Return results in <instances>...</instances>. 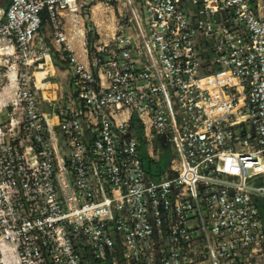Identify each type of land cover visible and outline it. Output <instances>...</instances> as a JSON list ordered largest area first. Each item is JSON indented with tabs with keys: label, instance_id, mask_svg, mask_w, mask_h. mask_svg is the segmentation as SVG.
<instances>
[{
	"label": "built area",
	"instance_id": "obj_1",
	"mask_svg": "<svg viewBox=\"0 0 264 264\" xmlns=\"http://www.w3.org/2000/svg\"><path fill=\"white\" fill-rule=\"evenodd\" d=\"M114 1L83 61L65 18ZM0 77V264H264V0H7Z\"/></svg>",
	"mask_w": 264,
	"mask_h": 264
},
{
	"label": "rangeland",
	"instance_id": "obj_2",
	"mask_svg": "<svg viewBox=\"0 0 264 264\" xmlns=\"http://www.w3.org/2000/svg\"><path fill=\"white\" fill-rule=\"evenodd\" d=\"M100 7V6H99ZM107 8V9H106ZM119 9L122 10L123 15L120 16ZM97 11V12H96ZM74 21L71 20L70 16H67L65 21V27L67 28L68 37L72 39V43L75 46L77 52H79L80 43L78 40H86L88 43H92L95 40L106 39L110 37L113 27L121 23V19L126 17V11L120 1L110 2L107 6L100 7V10L87 11V12H74ZM46 26V25H45ZM45 32V29H43ZM46 61L42 64V68L35 72L36 81L39 86L43 89V95L45 100L52 101L53 103H65L68 92V81L64 76L62 78V85L57 86L58 77L53 72V66L51 63ZM49 64V65H48ZM55 66L59 69H63L59 59H55ZM7 83L5 78L0 77V92L2 87ZM11 90H7L4 100L0 102V126L9 124V118L16 117L19 113L14 112L12 106L6 107L12 103ZM42 110L47 111L49 107L46 103L40 104ZM58 105V104H57ZM9 113V115H7ZM153 145L157 146L164 152L158 164L154 165V168L159 172L167 170L170 163L171 152L164 138L161 135H156L153 140ZM145 159V156H144ZM146 167L148 164L145 163ZM9 264H15L14 261H10Z\"/></svg>",
	"mask_w": 264,
	"mask_h": 264
},
{
	"label": "crops",
	"instance_id": "obj_3",
	"mask_svg": "<svg viewBox=\"0 0 264 264\" xmlns=\"http://www.w3.org/2000/svg\"><path fill=\"white\" fill-rule=\"evenodd\" d=\"M7 5V0H5V5H4V7ZM107 9V8H106ZM94 10H100V8H96V9H94ZM93 10V11H94ZM67 16H70V15H67ZM71 17V20L72 21H74L73 20V18H72V16H70ZM65 20L67 21V18H65ZM66 30H67V28H66ZM68 34V33H67ZM69 38V37H68ZM70 39V41H71V45H72V47L74 48V50H75V52L78 54V56L84 61L85 60V57H84V54H83V41H84V39L83 40H78L79 42H81L80 43V46H79V52H77L76 51V49H75V46H74V44L72 43V39L71 38H69ZM55 59H59L57 56H56V54H54V56H53V60L51 61V62H48V63H51L52 64V66H53V72L54 73H56V75H57V77H59V80H60V84H56V87L57 86H60V85H62L61 83H62V78H61V76H64L65 77V79L67 80V78H66V74H65V72H64V68H65V65H64V63L59 59V63L61 64V66H64V68L63 69H59V68H57V66H55ZM49 65V64H48ZM68 83V82H67ZM5 91H3L2 90V92H0V102L1 101H3L5 98H4V96H5V94H6V92H7V90H10L9 88H7L6 87V89H4ZM68 92H69V84H68ZM53 101V100H52ZM46 103V105L49 107L50 105H49V103L48 102H45ZM6 107V106H5ZM51 108H49L48 110H47V112H49V110H50Z\"/></svg>",
	"mask_w": 264,
	"mask_h": 264
},
{
	"label": "water",
	"instance_id": "obj_4",
	"mask_svg": "<svg viewBox=\"0 0 264 264\" xmlns=\"http://www.w3.org/2000/svg\"><path fill=\"white\" fill-rule=\"evenodd\" d=\"M4 5H5V0H0V8L4 7Z\"/></svg>",
	"mask_w": 264,
	"mask_h": 264
},
{
	"label": "trees",
	"instance_id": "obj_5",
	"mask_svg": "<svg viewBox=\"0 0 264 264\" xmlns=\"http://www.w3.org/2000/svg\"><path fill=\"white\" fill-rule=\"evenodd\" d=\"M147 168H149V169H152V168H154V166L152 165V163H150L149 162V164H148V167ZM158 174V173H157Z\"/></svg>",
	"mask_w": 264,
	"mask_h": 264
},
{
	"label": "bare ground",
	"instance_id": "obj_6",
	"mask_svg": "<svg viewBox=\"0 0 264 264\" xmlns=\"http://www.w3.org/2000/svg\"><path fill=\"white\" fill-rule=\"evenodd\" d=\"M97 12V11H96Z\"/></svg>",
	"mask_w": 264,
	"mask_h": 264
}]
</instances>
